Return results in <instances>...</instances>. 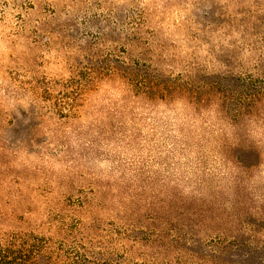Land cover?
Returning <instances> with one entry per match:
<instances>
[{"label": "rangeland", "instance_id": "1", "mask_svg": "<svg viewBox=\"0 0 264 264\" xmlns=\"http://www.w3.org/2000/svg\"><path fill=\"white\" fill-rule=\"evenodd\" d=\"M0 264H264V0H0Z\"/></svg>", "mask_w": 264, "mask_h": 264}]
</instances>
